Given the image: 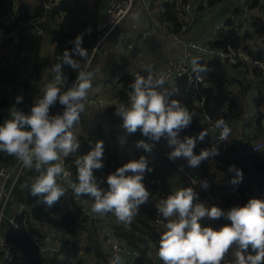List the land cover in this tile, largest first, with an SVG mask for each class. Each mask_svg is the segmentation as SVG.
<instances>
[{
    "label": "trees",
    "instance_id": "1",
    "mask_svg": "<svg viewBox=\"0 0 264 264\" xmlns=\"http://www.w3.org/2000/svg\"><path fill=\"white\" fill-rule=\"evenodd\" d=\"M105 1L37 0L29 9L20 0L18 2L0 0V124L10 118L8 110L13 106L26 114L30 113L33 103L38 98L37 85L43 79L47 81L52 79L51 67L58 62V57H61L66 49L71 50L73 44L70 41L75 40L77 35H82V47L89 52L95 34L94 26L102 15ZM219 1L212 0L210 6H214ZM251 5L252 3L249 4L248 10ZM199 9L201 10L202 7L199 6ZM178 11L174 3H165L163 6L164 20L173 23L175 32L180 31L184 24V20L178 18ZM241 28H243L242 24L234 25L231 21H226L225 28L208 41L215 49L241 50L251 60H258L264 65V54L260 50H253L248 44L249 40H255L256 44L264 40V15L249 16L248 20H245L244 28ZM39 30L41 33L38 32ZM46 45L50 46L47 50ZM204 57L201 55L194 57L208 69L199 74L202 77L201 81L193 83L186 76H181L172 83H165L159 91L164 93L169 101H178L194 114L190 126L178 134L180 139L187 136L197 137L202 130L207 131L209 124L214 126L218 119L222 118L226 121L231 128L229 140L217 145L208 132L209 135L203 141L197 139L193 150L195 154H199L202 149L216 147L219 154L192 168L188 166L187 161L183 162L180 158L172 161L162 152V149L171 151L167 146V139L151 141L143 136L139 129L129 134L126 130L117 131L95 124L92 129L79 136L80 148L71 156L76 159L86 154L97 141H103V145L108 144L103 172L93 170L101 189L107 190V176L115 173L117 168L128 162L125 150L116 144L121 137H124L128 143L125 149L128 150L130 147L132 160H139L144 156L149 164L150 159H158L170 169L182 168L188 175L196 176L201 183L207 181L209 186L206 189L202 187L196 202L204 203L209 208L215 205L226 213L227 207L240 205L245 200L244 197L238 196L243 194L240 186L237 183H230L235 177L229 172L230 166L240 169L243 178L251 186L264 188V147L250 154L240 155L232 152L237 141H243L244 145L258 140L264 142L263 68L257 65L249 68L244 62L238 63L236 67L241 70L238 71L239 78L235 79L227 75L223 63L217 57ZM81 63L85 62L81 61ZM63 71L70 85L75 80L76 73L67 66ZM141 74L147 76L150 73L144 71ZM130 85L125 79L123 87L129 88ZM21 95L23 100L17 103L16 97ZM119 96L121 98L125 96L123 89L119 92ZM104 110L109 126L114 122L123 123L122 118L115 114L116 109L113 105L107 106ZM62 111L63 106L59 102L50 108V114L53 115ZM205 116L210 118V123L205 122ZM253 116H255L254 120L251 119ZM236 127H240L239 134L236 133ZM140 140L154 144L151 152L136 147L137 141ZM14 158L0 152V164L9 163ZM69 167L73 173V181H76V166L70 164ZM27 171L29 170L23 169L18 175L10 190V197L4 205V211L11 208L13 203L24 208L19 214L13 211L9 213V217L14 216V224H10L7 220V224L1 227L8 242L17 249L15 264H51L40 254L30 237L31 232L39 231L42 225L70 235V242L61 249V253L64 255V260H70L73 253H78L80 256L76 257L75 264H87L84 260V255L87 254H92L94 258L92 264H101L106 260L108 252L102 250L101 241L108 230L112 231V235L123 244L133 248L134 252L127 258L128 264H163L157 252L160 236L164 231L158 230L153 225L154 219L160 214L149 199L139 206L131 223H118L112 213H107L98 214L97 226L93 220L81 215L69 190L52 207L39 203V198L30 193L32 182L25 174ZM183 179L188 181L186 175H183ZM83 197L90 204L93 202L90 197ZM200 223L202 226L219 229L230 224L231 221L223 216L216 220L204 217ZM81 241H84V244H80ZM248 253L255 254L251 247ZM230 255L228 253L221 264H234L235 256L231 258Z\"/></svg>",
    "mask_w": 264,
    "mask_h": 264
},
{
    "label": "clouds",
    "instance_id": "2",
    "mask_svg": "<svg viewBox=\"0 0 264 264\" xmlns=\"http://www.w3.org/2000/svg\"><path fill=\"white\" fill-rule=\"evenodd\" d=\"M70 43L73 44L71 50L66 49L51 67L52 80L44 86L42 97L33 103L30 113L15 106L8 110L10 118L0 124V152L15 157L25 168L38 173L30 185V193L39 198V203L52 207L71 188L74 196L92 199L91 213H112L118 223L129 224L139 206L149 197L142 180L145 172H151L152 168L144 156L109 174L107 190L98 186L93 174L94 169L103 167V141H97L90 151L74 160L77 177L74 182L61 162L62 157H68L80 148L77 128L85 101L93 92L94 73L87 63L88 49L82 47V35H77ZM190 63L197 76L208 71L198 58H192ZM65 66L76 73L70 85L63 71ZM133 74L129 104H119L115 112L122 118V128L127 133L139 129L151 141L167 137V146L171 149L168 158L172 161L184 158L192 168L219 154L216 147L194 153L197 139L203 141L209 135L206 130L195 138H179L178 134L190 126L194 114L178 101H169L159 91L167 80L164 73ZM22 100V95L16 97L17 103ZM57 102L63 106V111L50 114V108ZM213 128L218 130L220 141H227L231 135V128L222 118ZM136 147L151 152L154 144L140 140ZM229 171L235 172L231 183L242 181L240 169L230 166ZM58 178H63L65 185L59 184ZM208 186L207 181L202 182L203 188ZM197 199L198 194L187 187L176 190L157 204L158 213L168 221L157 252L163 264H221L233 245L237 246L234 264H264V200L251 198L245 205L225 213L215 205L209 208L204 203H194ZM222 216L231 223L219 229L200 223L204 217L216 220ZM173 217L175 219H171ZM249 247L254 255L248 253ZM110 264H122L121 257H113Z\"/></svg>",
    "mask_w": 264,
    "mask_h": 264
},
{
    "label": "built area",
    "instance_id": "3",
    "mask_svg": "<svg viewBox=\"0 0 264 264\" xmlns=\"http://www.w3.org/2000/svg\"><path fill=\"white\" fill-rule=\"evenodd\" d=\"M138 1L142 3L146 15L150 17L152 28L156 32L164 35L165 37L175 40L183 48V53L179 57L168 58L163 62L161 72L167 76V80L165 83H172L181 76H186L189 81L193 83L201 81L202 77L197 76L192 72L190 63V60L194 57H197L198 55H201L202 57H217L218 60L223 63L227 71V75L235 79H237L238 76L234 68L238 63H249L247 64L249 68L254 65H257L262 67L264 71V65L262 64V62L258 60H251L249 56L241 50L224 51L220 49H215L209 41L191 39L186 35L183 36L185 34L187 23H189L193 17V10L195 6H201L202 10H204L203 13L209 14L211 11L210 3L212 2V0H189L178 5V10L180 11V18L184 20V24L178 32L174 31L173 23L164 20L163 11H160V13L156 17H154L151 14V10L149 9L148 1ZM134 2L135 0L105 1L102 15L96 21L94 26V39L92 40L90 54L87 59V63L89 66L95 53L111 39V36L113 35L117 26L126 18ZM242 6L245 9L242 13L238 15L231 13L229 15L222 16L214 23H211V34L215 36L218 32L223 30L225 28L226 21H231L232 23H234V25H244L245 20H248V17L250 16L248 10V1L243 0ZM38 32L41 33V30H39ZM144 33L149 34L150 30H145ZM144 71H148L153 75H158L161 73L156 69L152 68L151 66H148ZM144 71H140V73ZM126 77L129 78V80H127V84H131L134 80V74H120L118 76L112 77L103 76L101 80L100 87H103V85L107 83L108 86H116L118 92H120L122 89L125 92V96L123 98L115 97L111 101L110 105H113L115 109L121 103L125 105L129 104V93L131 92V88L123 87ZM102 103L103 99L100 95V89L95 90L92 94L89 95V98L85 101V105L88 106L102 105ZM209 119L210 118L208 116H205V122L210 123ZM207 131L210 133L214 143H216L217 145L225 142L219 140L218 130H214L213 125L209 124L207 126ZM263 147L264 142L262 140L256 141L254 143H249L247 145H244L243 141H237L234 143V149L232 152L240 155L244 153L250 154L263 149ZM107 148L108 144H104V151L102 156L103 167L107 159ZM130 151L131 150L125 151L128 162L132 160ZM162 152H164L166 156H168L169 154V152L163 149ZM74 160L75 159H73L71 155L68 157L61 158V162L71 181H73V173L69 165L74 164ZM148 165L152 168V171L145 172L142 183L149 192V201L156 208L159 201L166 199L169 195H171L173 192L180 188L191 187L197 194H199V191L202 189V183L199 181V179L196 176L188 175L182 168H178L177 170L174 169V171L179 175L178 182L167 185L168 182L174 180L171 173L174 171L172 169L166 170L164 163L161 164L158 160L154 159H150ZM103 167L97 170L103 172ZM23 169H25V167L16 158H14L9 163L0 164V264H15V259L17 256L16 248L10 242H8L4 232L1 231V224L2 220L5 218L4 205L10 197V190L12 189L14 182L16 181L18 175L23 171ZM230 173L235 176L234 171H231ZM183 175H186L188 177V181H185L183 179ZM57 182L62 186L65 185V180L63 178H58ZM237 185L240 186L239 188L243 190V194H240L238 196H240V198L244 197L245 200L240 203V205H233L227 207V211H229L233 207H240L245 205L251 198H258L264 200V188L258 189L254 186H251L245 178H242V181L237 183ZM237 185H235V187H238ZM227 186L230 185L227 184ZM68 190L71 192L74 204L80 209L81 215L86 216L90 220H93L94 224L98 226L99 216L98 214L91 213L89 201H87V199L83 196H74L71 188H68ZM233 190L236 192V188H234ZM194 203H196V201H194ZM23 208L24 207L22 205L18 206L17 210L15 211V214H19ZM171 219H175V217ZM7 220L10 224H14V216L7 217ZM167 222V220H165L161 215H159L154 219L153 225H155L161 231H165V225ZM30 237L34 244L37 246L40 254L44 256L49 263L52 264H59L61 262V259L63 258L61 249L65 248V245H68L71 239L68 233L58 232L51 227L43 225L39 227V231H32ZM101 248L102 250H107L108 252L106 260L101 264H110L112 258L117 255L121 257L122 264H128L127 258L131 256L134 252L133 248H130L126 244H123L122 241L112 235V231L109 230L106 231L105 236L102 238ZM89 256L91 262L94 261L93 256L91 254Z\"/></svg>",
    "mask_w": 264,
    "mask_h": 264
},
{
    "label": "crops",
    "instance_id": "4",
    "mask_svg": "<svg viewBox=\"0 0 264 264\" xmlns=\"http://www.w3.org/2000/svg\"><path fill=\"white\" fill-rule=\"evenodd\" d=\"M19 0H17L18 2ZM21 3L31 9L37 0H20ZM149 3V9L151 14L156 17L160 11H163L165 3H174L176 10L178 11V5L187 2L189 0H147ZM243 0H220L210 9L209 14H204V10H200L196 5L193 10V17L186 25L185 34L191 39H198L202 41H208L213 35L210 32V25L222 16L229 15L231 13H242L244 8L242 7ZM249 4L252 3L249 8L250 16L264 15V0H248ZM104 9V7H103ZM102 9V11H103ZM178 18L180 17V11H178ZM244 28V25H243ZM241 28V29H243ZM145 30H150L149 34H145ZM256 43V41L254 40ZM129 43V45H126ZM260 43V41H258ZM50 46L46 45L45 49H49ZM98 52L97 56L91 60L90 70L93 71V92L100 89V95L103 99L102 105L88 106L85 108L94 110L96 116H100L106 120L105 108L111 104V101L115 97H120L117 87L114 85H107L105 83L103 87H100L103 76L112 77L120 74L132 75L134 72L144 71L148 66L161 72L163 62L168 58L179 57L183 53V48L175 41L165 37L161 33L156 32L152 28L151 19L146 15L142 3L135 0L130 12L126 18L118 25L117 30L112 39L104 44ZM96 56V57H95ZM130 70H132L130 72ZM237 78H239L238 71L241 69L235 67ZM129 80L128 77H126ZM52 79H50L51 81ZM46 79H43L37 85L38 99L43 95V88L45 84L49 83ZM41 87L39 90L38 87ZM92 92V93H93ZM91 93V94H92ZM91 115V112H90ZM83 117L88 120V117L83 114ZM94 118L95 115H91L90 118ZM94 121L93 119H91ZM91 121V122H92ZM97 124V123H95ZM78 138V135H77ZM121 144L120 147L127 143L124 137L118 139ZM158 160V159H154ZM161 164L162 162L158 160ZM166 170L170 169L165 165ZM28 169V168H27ZM25 172L29 180L32 182L38 173L34 169H28ZM18 207V205H16ZM17 208H15L16 210ZM11 208L5 212L6 217H9V213L12 212ZM15 212V211H13ZM3 225V223L1 224ZM3 227V226H2ZM78 254V253H77ZM86 255H84L85 258ZM89 256V254L87 255ZM61 261H64V255ZM63 264V262H61Z\"/></svg>",
    "mask_w": 264,
    "mask_h": 264
},
{
    "label": "rangeland",
    "instance_id": "5",
    "mask_svg": "<svg viewBox=\"0 0 264 264\" xmlns=\"http://www.w3.org/2000/svg\"><path fill=\"white\" fill-rule=\"evenodd\" d=\"M120 24H121V23H120ZM120 24H119V25H120ZM117 27H118V26H117ZM116 30H117V28L115 29L113 35L111 36V39L113 38V36H114ZM248 44H250V46H251V48H252L253 50H260V51L264 54V40H261L260 43H258V44L254 43L253 40H249V41H248ZM99 51H100V50H98V51L95 53L96 56H97V54H98ZM89 54H90V49H89V52H88V56H89ZM96 56H95V57H96ZM247 64H249V63H247ZM247 76H248V75H247ZM248 78H249V77H248ZM45 85H46V84H45ZM38 89L40 90L41 87L39 86ZM90 112H91V115H95L94 118H93V117L90 118V116H91V115H90ZM83 114H85V115L88 117V120H86V119L83 117ZM254 118H255V116H253L251 119L254 120ZM91 119H93L94 121H92ZM91 121H92V122H91ZM95 123H97V124L103 126L104 128L108 127V128L115 129V130H117V131H123V132L125 131V130L122 128V124H120V123H118V122H114L111 126H109L108 121H107L106 119L100 117V116H96V112H95L94 110H90L89 108H84V111L81 113V119H80L79 126H78V128H77L78 140H79V136L84 135L85 131H88L89 129H92V128L94 127ZM238 129H240V127H236V133H237V134L240 133ZM241 131H242V128H241ZM163 139H167V137H162L161 140H163ZM258 141H259V140H258ZM127 144H128V143H125L123 147L121 146V149L127 151V150H126L127 147H128ZM120 145H121V144H120ZM125 148H126V149H125ZM129 149H130V147H129ZM129 149H128V150H129ZM180 160L183 161V162H186V161H187V160L184 159V158H180ZM26 169H27V168H25V170H26ZM172 170L174 171V169H172ZM171 173H172V177L174 178V180L168 182L167 185L174 184V183H177V182H178V177H179L178 173H176L175 171H174V172H171ZM170 178H171V177H170ZM179 179H180V178H179ZM16 205H17L16 203H13L12 206H11V210L16 211L17 209L15 210V208H18ZM134 217H135V216H134ZM133 219H135V218H133ZM106 220H107V221H114L113 219H112V220H111V219H106ZM2 223H3L2 226H5V225L7 224V219L4 218L3 221H2ZM156 228H157V227H156ZM157 229L159 230V228H157ZM1 231H2V230H1ZM80 244H84V241H81ZM236 249H237V246H236V245H233V246H232V250H229L228 253L231 254V255H230L231 258H233V257L235 256ZM16 250H17V249H16ZM228 253H227V254H228ZM87 255H88V254H87ZM87 255L85 256V259H84V260L87 262V264H92L91 259L89 258L90 256H87ZM89 255H90V254H89ZM91 255H92V254H91ZM78 256H80V255H79V254H76V253H73V254L71 255V257H70V260H71V261H70L69 259H65L64 261H61V262H63V264H70L69 262H71L72 264H75V262H76V260H77L76 257H78ZM225 257H226V256H225ZM61 262H60L59 264H62Z\"/></svg>",
    "mask_w": 264,
    "mask_h": 264
},
{
    "label": "water",
    "instance_id": "6",
    "mask_svg": "<svg viewBox=\"0 0 264 264\" xmlns=\"http://www.w3.org/2000/svg\"><path fill=\"white\" fill-rule=\"evenodd\" d=\"M126 45H129V43H127Z\"/></svg>",
    "mask_w": 264,
    "mask_h": 264
}]
</instances>
